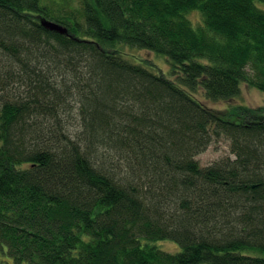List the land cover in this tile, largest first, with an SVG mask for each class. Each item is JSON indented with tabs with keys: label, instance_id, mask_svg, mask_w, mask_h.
Segmentation results:
<instances>
[{
	"label": "trees",
	"instance_id": "trees-1",
	"mask_svg": "<svg viewBox=\"0 0 264 264\" xmlns=\"http://www.w3.org/2000/svg\"><path fill=\"white\" fill-rule=\"evenodd\" d=\"M262 5L0 0V264H264V108L195 96L264 92Z\"/></svg>",
	"mask_w": 264,
	"mask_h": 264
},
{
	"label": "rangeland",
	"instance_id": "rangeland-1",
	"mask_svg": "<svg viewBox=\"0 0 264 264\" xmlns=\"http://www.w3.org/2000/svg\"><path fill=\"white\" fill-rule=\"evenodd\" d=\"M262 6V8H264V5ZM190 19L195 25H198L201 22V17L196 12L190 14ZM117 49L124 51L126 58L131 62L146 65L153 69L154 72L164 74L167 78L176 81V77L172 75L171 67L166 57L144 50L128 49L124 47H118ZM241 88V95L235 100L227 102L211 101L204 96V92L202 90L196 92L195 96L207 108L223 114L228 113V111L230 112L233 108L239 105L247 106L253 110L264 108V92L251 88L246 84H243ZM228 157L232 159L235 158L232 153L230 141L223 137L215 140L205 152L196 157V160L202 167H207ZM158 246L162 250L170 253H177L181 251L179 244L173 241H163L158 243Z\"/></svg>",
	"mask_w": 264,
	"mask_h": 264
},
{
	"label": "water",
	"instance_id": "water-1",
	"mask_svg": "<svg viewBox=\"0 0 264 264\" xmlns=\"http://www.w3.org/2000/svg\"><path fill=\"white\" fill-rule=\"evenodd\" d=\"M41 23L46 29H48L50 31L58 32L60 34H67L68 33V30L60 24L48 21L46 19L41 20Z\"/></svg>",
	"mask_w": 264,
	"mask_h": 264
}]
</instances>
